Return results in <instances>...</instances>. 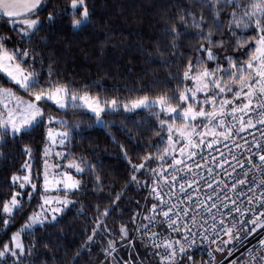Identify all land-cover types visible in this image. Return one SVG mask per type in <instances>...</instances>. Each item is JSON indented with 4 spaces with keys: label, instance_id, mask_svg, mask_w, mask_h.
<instances>
[{
    "label": "trees",
    "instance_id": "16d2710c",
    "mask_svg": "<svg viewBox=\"0 0 264 264\" xmlns=\"http://www.w3.org/2000/svg\"><path fill=\"white\" fill-rule=\"evenodd\" d=\"M87 2L91 11V23L82 28L73 29L68 23V16L58 17L55 22L48 23V11L54 6H66L68 0H47V6L37 13L44 22L43 27L33 35L31 41L20 43L19 33L7 20H0V34L16 32L12 40L7 41V46L11 49L27 48L30 56L21 62L27 69L39 71L42 81L48 76L50 66L54 81L52 87L58 83H67L81 93L90 92L104 101L117 96L123 102L145 93L150 97L173 93L178 95L185 86H194L195 81L191 78H182L190 59L197 65L195 57H202L200 64L192 69L193 75L202 71L205 66L215 67V61L203 58L206 53L197 51L201 43H206L195 35L198 31H211L215 39L226 42L225 47L219 49L220 55L231 54L243 62H247L249 56L255 53L256 41L261 35L254 22L246 28L241 25L240 30L236 31V21L244 17V13L249 11V6L256 0H236V3L226 5L221 0L217 4L218 15L213 8L208 7L207 0ZM233 10L235 17L232 15ZM193 16L197 21L203 17L204 22L199 29L192 24ZM181 17L187 21L186 27L182 26ZM173 25L182 33L176 49L171 48V35L165 31ZM230 25L233 26L232 33L227 31ZM233 35L237 39L243 38L240 47L231 38ZM33 48L36 49L34 54ZM93 81L98 83L82 87ZM0 85L12 87L17 93L29 97L27 92L16 87L2 72ZM170 103L176 104L177 101L173 99ZM46 109L51 114L65 116L70 122L79 125L72 132L71 141L66 148V158L80 162L81 157H86L89 163L95 165V170L93 172L91 168L85 167L81 173L79 190L69 193L70 199L75 202L57 214L56 222L37 225L32 233H22L23 242L26 245L33 244V251L37 254L31 257L26 255L21 264H28L29 260L34 264H118L114 256H106L103 252V248L108 247L109 239L116 241V253L120 259L128 261V264H133L134 261L137 264L140 261L143 264H149L150 261L157 264L156 258L146 250V242L133 240L132 237L140 235L133 231L134 228L149 224L148 220L143 219V214L151 215V205L159 202L151 195L149 187L153 184L150 171L158 166L159 161L154 155L151 163H146L145 168L137 172L140 183L126 185L132 169L122 154L121 145L127 150L133 163L139 164L146 153L158 155L156 149L159 147L163 150L166 146L165 138L169 130L167 125L160 127V121L170 124L173 122V115L163 112L157 116L154 113L159 111L158 108L125 111L121 107L105 111V123L101 125L86 108L73 109L70 106L68 112H58L49 103ZM45 132L46 126L41 124L22 136L8 137L0 144V206L13 190L10 187L12 173L22 176L27 171L21 168L26 160L29 164L32 163L31 179L37 185L34 190L30 186L27 188V191L32 192L31 199L25 194L23 209L14 216L6 230L4 216L0 213V246L19 228L30 212L39 210L41 196L48 195L49 191L43 190L41 180ZM26 144L32 149L30 157L23 151ZM96 175L101 177L102 187L94 186ZM59 192L60 196L65 195L63 190ZM117 193L120 194L119 200H116ZM105 208L111 209L106 217L102 215ZM137 210L140 215H137L134 225L130 218ZM96 219L101 221L100 227L94 240L87 242ZM156 219L159 221L160 217L157 215ZM121 223L127 224L130 230L128 240H132V247H129L127 241L119 239L118 229ZM156 227L163 229L161 224H156ZM190 255L196 261L210 264L201 250ZM1 264H12V258L6 257Z\"/></svg>",
    "mask_w": 264,
    "mask_h": 264
},
{
    "label": "snow or ice",
    "instance_id": "6c2138e0",
    "mask_svg": "<svg viewBox=\"0 0 264 264\" xmlns=\"http://www.w3.org/2000/svg\"><path fill=\"white\" fill-rule=\"evenodd\" d=\"M221 0H207L208 7L213 8L216 15L219 14L217 4ZM223 4L236 3V0H222ZM47 6V0H0V20H7L8 24L12 25L14 29L19 33V42L31 41L33 35L37 33L42 27L44 22L40 19L38 12L42 11ZM239 6V5H237ZM235 17V11L232 12ZM68 16L70 17L68 23L73 29L82 28L91 23V11L88 6L87 0H68V3L64 7L54 6L52 10L48 11L46 20L48 23H53L58 17ZM246 20V22H244ZM183 22L182 26H187V21L181 17ZM203 17L200 21H197L193 16L192 24L196 28H200L203 23ZM255 23L256 29L261 33L259 39L256 41L258 47L254 54L249 56L247 62H243L234 58V55H220L219 49L225 47V41L220 39L217 40L213 37L211 31L205 32L203 30L198 31L195 35L199 36L206 43H201L197 49L200 53H206L208 61H215V67H203L202 71H197L194 75L192 69L200 64L202 57H195L197 65L189 60L187 67L183 72V79L187 80L191 78L196 82V88H189L185 86L179 91L178 95L173 93L172 95L161 94L155 97H150L147 93L130 100L121 102L117 96H113L111 99H107L101 102L98 96H94L90 92H80L74 87H70L67 83L55 84L52 80V70L49 66L48 76L42 81L40 79V72L35 69L29 70L23 67L21 61H26L29 56V50L27 48L15 47L11 51L6 48V42L11 41L12 37L6 34H0V70L7 74V77L11 82H15L16 87L27 92L29 94L28 99H24L18 96L12 87H4L0 85V108L5 111H0V143H4L6 138H15L22 136L26 131H30L33 128L39 127L41 124L46 126V143L44 144V155L45 157L51 151V145H59L61 148L66 149L71 141L72 132L78 128L79 125L75 122H70L65 116L53 115L47 112L46 105L49 102L56 108V110L68 112L69 107L75 109L77 107L86 108L91 110V113L95 115L98 124L103 125L105 122L102 119V112L120 109L121 107L125 111H132L134 109H159L158 112L154 113L159 116L163 112L169 114H179L184 120L192 121L190 125V134L188 131H181L180 128H176L175 131L180 132L181 136L187 140V143L192 147L198 145L192 139L193 136H199L201 142L205 133L200 131L195 121L200 118L210 123L216 124L219 128H224L225 132L219 133L221 136L227 138V134L232 131L227 121L224 119L225 116L231 114L233 117V123H235L236 113H241V124L240 130L244 128H250L254 126L253 116L257 112H260L261 118L257 121L258 123L264 124V100L256 101V107L251 108L250 105L254 102L256 95L264 96V0H256L249 6V11L244 13V17L236 21V31L240 30L239 26L244 28L248 27L249 24ZM22 25V26H19ZM171 35V48L176 49L178 47L181 31L177 29L176 25L171 28H166ZM229 33L233 32V26L230 25L228 30ZM236 41L237 47H240L243 38L237 39L235 35L231 37ZM41 39H44L43 37ZM250 46V45H249ZM33 54L36 49L33 48ZM226 51V49H225ZM19 57V60H17ZM35 57L33 55V63H35ZM247 73V75H246ZM228 76V79H224ZM254 81V83H253ZM98 82L93 81L89 85L82 87H90ZM46 85H48L46 87ZM247 89L246 91L244 89ZM140 91V88L136 89ZM198 92L204 93V98L198 97ZM231 96L232 99L226 98ZM236 98L245 100L246 102L241 106L236 104ZM175 99L176 104L170 103L171 100ZM220 100V104H216V100ZM186 105V106H184ZM205 105L210 106V110H206ZM251 112L253 115L246 117L247 122L244 123V114ZM58 124L61 127L53 129L49 125ZM169 128L168 146H165L163 150L159 147L156 149V154L146 153L141 157L139 164L133 163L127 150L121 145L122 154L127 160L130 168L132 169L131 176L127 184L137 183L140 181L137 177V172L145 168L146 163H151L154 155L160 161H164L165 158L170 155L169 147L175 150V142L171 132L173 125L167 124V121H160V127L166 126ZM207 125L205 128L207 129ZM216 135L215 131L212 132ZM264 135V134H262ZM218 142V141H217ZM208 146L211 147L213 141H208ZM239 147V146H237ZM187 148H181V152L187 151ZM23 151L29 154L32 149L29 145L23 146ZM67 154L66 152H57L56 155L62 156ZM193 155L195 153H192ZM221 164H225L226 161L221 158ZM252 162V156L249 155L248 163ZM258 162L260 165H264V153L259 154ZM47 164V160H45ZM174 164L181 163L180 160H174ZM69 165L75 168L77 173L84 171L85 167L91 168L94 172L95 165L89 163L86 157H81L80 162L75 160L69 161ZM59 167V166H56ZM165 167H170L165 165ZM195 167L199 168L198 165ZM254 167H256L254 165ZM22 169L27 170L24 175L18 173H12L10 177V187L13 188L10 195L3 200L2 206H0V213L4 216V229L12 223L14 216L23 209V201L25 194L31 199L32 192L27 191L30 186L33 190L36 189L37 185L32 182L30 172L31 167L29 162L26 160L21 166ZM183 170V168L181 169ZM211 171V169H209ZM150 175L153 177V184L150 185L151 195L158 198L159 203H153L148 213L143 214V219L148 220L149 224H141L139 227L134 228V232L140 233V235L133 236L132 239H140L146 241V250L148 253L156 258L157 264H207V262L196 261L193 255L189 254L191 249L196 248L195 233L192 232V226L200 228V236L202 237L201 243L209 241L211 234H216V240L210 241L212 244H217V251H227L229 256H232L235 245L233 247H227L232 242H238L243 239L240 235V229L244 228L248 235L256 232L257 229L264 231V181L261 182V196L256 199L253 196H248V206L243 208L237 207L236 201L230 200L228 197H224L227 203L221 205L222 215L217 217L219 223L218 233L206 234L203 225L197 220L195 215L189 217V213L192 209L188 207L179 208L178 204H184L185 202H192L193 198L197 196L196 191H192L191 195L185 194L182 200L177 203L172 202V198L176 196L175 192L169 193V199L166 201L161 193V189L156 184L161 182H168L172 184V187H176V181L178 177L173 175L171 177L164 174V168L159 169L153 168L150 171ZM227 175V173H226ZM245 175L247 173L245 172ZM63 179L52 178L49 179L47 169L44 173L43 179V190L46 192L49 189L63 190L64 196H48L42 195V203L39 205L38 211H32L28 214L24 222L19 228L12 232L9 239L4 241L0 246V258H6L7 256L12 257V264H21L23 258L27 255L29 257L36 255L33 251L34 245H26L23 242L22 233H32L37 225L44 226L46 223L51 224L56 222L57 214L63 211L65 206L73 204L75 201L70 199L69 193L73 190H79L81 181L75 179L70 172H63L61 174ZM199 178V177H197ZM95 187H102L101 177L95 176ZM146 183V182H145ZM216 181L212 184H205V188L211 189ZM248 183L245 180L236 181L231 187L235 189L237 184ZM189 185H195L196 180H189L187 183L180 180V191L184 192V189ZM256 185H253L255 187ZM19 189V190H16ZM191 191V189H189ZM241 196L244 193H240ZM216 193L213 192L211 196L207 197V200H201L195 204L196 209H200L206 204L207 201H211ZM120 194H116V200H119ZM259 207H255L256 204ZM115 201H113V206ZM229 205L231 209L229 210ZM216 208V203L211 204V209ZM211 209H205L211 211ZM110 208H105L102 215L107 216L110 212ZM236 213L239 219L234 217L232 214ZM246 214H250L251 219H246ZM140 215L139 211L133 213L130 218V222L135 225L136 217ZM159 215L161 219L158 221L156 216ZM217 222L211 224L213 230L217 229ZM101 221L96 219L95 227L92 229V235L87 237V242L94 240L95 234L99 229ZM156 224H164L170 232L177 233L180 238L175 236L171 238L165 237L162 241L159 240L160 233L158 231H148L149 226H155ZM107 230V226L105 225ZM111 231V230H108ZM121 241H127L129 247H132V240H128L130 230L127 224L121 223L118 229ZM221 237H226L221 239ZM86 242V243H87ZM108 247L103 248V252L106 256H111L112 253L116 252L117 244L113 239L107 241ZM83 247V245H82ZM264 251V239H261L255 248L249 247L247 252L252 256V264H264V255L259 254ZM209 257L215 264V257L212 255V249H208ZM77 256L79 253L76 254ZM139 255V254H137ZM186 258V259H185ZM28 264H34L33 261L29 260ZM118 264H128V261H119ZM137 264V262H133ZM139 264H143L140 261ZM149 264H152L150 261ZM227 264H234V261H228Z\"/></svg>",
    "mask_w": 264,
    "mask_h": 264
},
{
    "label": "built area",
    "instance_id": "2783aa9c",
    "mask_svg": "<svg viewBox=\"0 0 264 264\" xmlns=\"http://www.w3.org/2000/svg\"><path fill=\"white\" fill-rule=\"evenodd\" d=\"M264 100V96L256 95V101ZM256 107V106H255ZM253 107V108H255ZM253 115L251 112L244 114V123L247 122L246 117ZM261 113L257 112L253 116L254 126L250 128H244L240 130L241 115L236 116L235 123H233V117L231 114L224 117L232 131L225 136L213 142L211 147L201 149L195 154H191L186 157L177 168H168L164 173L166 176L176 175L178 177L176 187L173 188L171 183L161 182L156 184L161 189V193L164 199H169V193L175 192L176 196L172 198L173 203H177L182 200L184 195H191L192 191L197 192V196L193 198L192 202H185L184 204H178L179 208L188 207L192 209L189 213V217L195 215L197 220L203 225L206 234L218 233L219 223L217 217L222 215L221 205L227 203L224 197H228L230 200L236 201L237 207L243 208L248 206V196H253L258 199L261 196L260 184L264 181V165H260L258 162V156L264 153V124L258 123L257 121L261 118ZM223 132H225V129ZM218 141V142H217ZM239 146V147H237ZM252 156V162L248 163L249 155ZM221 158L226 161L225 164H221ZM196 165L199 168L195 167ZM254 165L256 167H254ZM183 168V170H181ZM211 169V171H209ZM245 172L247 175H245ZM227 173V175H226ZM199 177V178H197ZM181 178L185 183L189 180H196V184L199 185L197 189L195 185H189L184 189V192L180 191V180ZM247 180L248 183L237 184V187L233 189L231 185L239 180ZM213 181L216 183L211 189L205 188L204 185L212 184ZM253 185H256L253 187ZM191 189V191L189 190ZM215 192L216 196L211 201H207L204 206L200 209L195 208V204L201 200H207L208 196H211ZM244 193L243 196L240 193ZM158 199V198H157ZM159 201V200H158ZM216 203V208L211 209V204ZM255 207H259L257 203ZM205 209H211L206 211ZM231 205H229V210ZM234 217L239 219L236 213L232 214ZM161 218V217H160ZM246 219H251L250 214H246ZM217 222V229L213 230L211 224ZM163 229H159L155 226H149L148 231H158L160 233L159 240L162 241L165 237L171 238L177 236V233L170 232L166 225L161 224ZM192 232H194L196 240V248L191 249L189 254L197 250L203 251L210 264H213L212 259L209 257L208 249H212V255L215 257V264H227L228 261H234V264H252V256L247 252V249L251 246L253 248L259 243L261 239H264V231L257 229L256 232L251 235L247 234L246 229H240V235L243 239L238 242H232L227 247H233L235 245L232 256H229L227 251H217V244H212L210 241L216 240V234L209 236V241L201 243L202 237L200 236V228L192 226ZM226 237H221L225 239ZM146 242V241H145ZM133 244V242H132ZM259 254L264 255V251ZM258 264V262H257Z\"/></svg>",
    "mask_w": 264,
    "mask_h": 264
},
{
    "label": "rangeland",
    "instance_id": "374dc122",
    "mask_svg": "<svg viewBox=\"0 0 264 264\" xmlns=\"http://www.w3.org/2000/svg\"><path fill=\"white\" fill-rule=\"evenodd\" d=\"M19 26H22V25H19ZM16 32L12 31L11 34H8L10 35L11 37H13V35L15 34ZM258 47V45H257ZM6 48L11 51L12 49L10 47L7 46V42H6ZM17 60H19V57H17ZM22 63V62H21ZM23 65V64H22ZM24 67V65H23ZM27 69V67H25ZM0 72H2L6 77H7V74L4 73L2 70H0ZM247 75V73H246ZM8 78V77H7ZM9 79V78H8ZM10 80V79H9ZM15 84V82H13ZM254 83V81H253ZM197 87V84L195 82L194 86L190 87V88H196ZM245 91L247 90L246 88L244 89ZM15 91V89H14ZM16 92V91H15ZM16 94L18 96H21L23 97L24 99H28L29 97H24L23 95L19 94L16 92ZM198 97L200 99H203L204 98V93L202 92H198ZM226 98L228 99H232L231 96H226ZM101 102H104V100H102L101 98H99ZM246 101L243 100V99H240V98H236V104L237 105H243ZM256 96L254 97V102L252 105H250L251 108L255 107L256 106ZM51 103V102H49ZM52 104V103H51ZM216 104L219 105L220 104V100L217 99L216 100ZM205 108L206 110H210V106L209 105H205ZM89 110V109H87ZM136 110V109H134ZM0 111H5L4 109L0 108ZM91 112V110H89ZM103 114L104 112H102V119L104 120L103 118ZM54 115V114H53ZM173 115V114H172ZM241 115V113L237 112L236 113V116H239ZM193 122L192 121H186L184 120L179 114H176V115H173V122H171L170 124L173 125V130L171 132V135L173 137V141L175 142V150H173L171 147H169V152H170V155H168L164 161H159V164L158 166L156 167L157 169L163 167L164 168V171L167 170L168 168H176V167H179V164H174L173 161L174 160H180V161H183L186 157H188L189 155H191L192 153H195L201 149H204L206 147H208V141H216L218 139H220L221 135H219V133L223 132V129L222 128H219L216 126V124L214 123H210L209 121H205V120H202L200 118H197V120L195 121V125L196 127L200 130V131H203L205 133L204 135V138H203V142H201L199 136H193L192 139L195 141V143L198 145L197 147H192L190 146L188 143H187V140L184 139V137L181 136L180 132H177L175 131L176 128H180L181 131H188L189 134H190V125L192 124ZM205 125H207V129L205 128ZM50 127H52L53 129L55 128H58V127H61L60 125L58 124H52V125H49ZM215 131V133H217L216 135H213L212 132ZM169 130H168V134L166 135V146H168V136H169ZM1 144V143H0ZM181 148H187L188 150L185 151V152H181L180 149ZM66 152V149L64 148H61V146H59L58 144L57 145H51V151L50 153L48 154L47 157H45V155H43V165H42V171H41V175H42V182H43V179H44V173H45V170L47 169V172H48V176H49V179L51 180L52 178L56 177V178H60V179H63V177L61 176V174L63 172H70L71 175L81 181V173H77L75 168L71 167L69 165V160L68 158H66V155H62V156H58L56 155L57 152ZM45 160H47V164L45 163ZM165 165L167 166H170V167H165ZM56 166H59V167H56ZM30 167L32 168V163H30ZM25 174V173H24ZM23 174V175H24ZM30 176H31V172H30ZM48 196H60V192L59 191H62V190H57L55 188L53 189H49L48 190ZM62 197V196H61ZM66 208V206L63 208V210ZM112 256H115V258L117 259V261H121L122 259H120L119 255L114 252L112 253ZM7 258H12L11 256H7ZM114 258V257H113ZM5 258H0V264H1V261H3ZM119 259V260H118ZM124 261V260H123Z\"/></svg>",
    "mask_w": 264,
    "mask_h": 264
}]
</instances>
